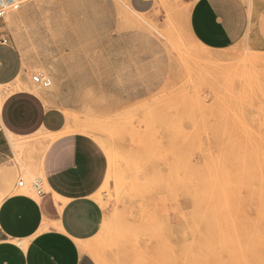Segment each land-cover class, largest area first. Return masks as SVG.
<instances>
[{
    "label": "rangeland",
    "instance_id": "obj_1",
    "mask_svg": "<svg viewBox=\"0 0 264 264\" xmlns=\"http://www.w3.org/2000/svg\"><path fill=\"white\" fill-rule=\"evenodd\" d=\"M19 2L25 88L69 116L103 210L97 264H264V51L202 39L185 0ZM19 161L0 187L46 189Z\"/></svg>",
    "mask_w": 264,
    "mask_h": 264
},
{
    "label": "crops",
    "instance_id": "obj_2",
    "mask_svg": "<svg viewBox=\"0 0 264 264\" xmlns=\"http://www.w3.org/2000/svg\"><path fill=\"white\" fill-rule=\"evenodd\" d=\"M130 1L137 11L151 3ZM185 1L202 39L215 46L246 39L264 51V0ZM18 11L9 23L0 20V182L13 179L21 160L42 175L46 189L34 194L0 187V264H97L86 251L103 221L90 168L73 135L51 139L65 130L67 113L47 93L25 88L30 64L15 38ZM17 84L23 88L13 92Z\"/></svg>",
    "mask_w": 264,
    "mask_h": 264
},
{
    "label": "built area",
    "instance_id": "obj_3",
    "mask_svg": "<svg viewBox=\"0 0 264 264\" xmlns=\"http://www.w3.org/2000/svg\"><path fill=\"white\" fill-rule=\"evenodd\" d=\"M22 3L19 1H0V20L6 18L8 14L18 11L21 8ZM34 82L42 84L43 87L51 86V80L48 78H43L42 76H34ZM18 187H24V181L20 180ZM38 194L42 193V188L39 184H36L34 187Z\"/></svg>",
    "mask_w": 264,
    "mask_h": 264
},
{
    "label": "bare ground",
    "instance_id": "obj_4",
    "mask_svg": "<svg viewBox=\"0 0 264 264\" xmlns=\"http://www.w3.org/2000/svg\"><path fill=\"white\" fill-rule=\"evenodd\" d=\"M132 12H133V10H131ZM20 83V82H19ZM23 88V86L21 85V84H17L15 87H13V89H12V91L14 92V90H20V89H22ZM33 88H35V86L33 87ZM33 91V90H32ZM67 120H68V124H67V126H66V128H65V130L64 131H62L61 133H59V134H53L54 136H52V135H50V136H52V138L51 139H54V138H58V137H60V136H63V135H66V134H71L72 133V130H71V126H70V119H69V116H67ZM80 129V128H79ZM91 133V132H90ZM92 134V133H91ZM42 136V135H41ZM40 136V137H41ZM92 136V135H91ZM11 138H13V137H11ZM46 139H49L47 136L45 137V140ZM16 140V139H15ZM53 140H50V142H52ZM20 143V142H19ZM16 146H19V144L17 143L16 144ZM16 151V150H15ZM91 257H93L94 256V253H88Z\"/></svg>",
    "mask_w": 264,
    "mask_h": 264
}]
</instances>
